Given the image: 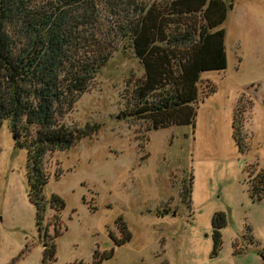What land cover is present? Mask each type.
<instances>
[{"label":"rangeland","instance_id":"1","mask_svg":"<svg viewBox=\"0 0 264 264\" xmlns=\"http://www.w3.org/2000/svg\"><path fill=\"white\" fill-rule=\"evenodd\" d=\"M225 30L227 68L201 75L196 127L149 131L144 120L119 119L128 83L144 74L132 50L121 48L64 122L99 126L69 150L49 153L47 201H65L50 264H264V200L249 194L248 169L264 168V0H235ZM208 84L216 92L206 96ZM253 101L245 121L252 149L233 137L240 98ZM248 99V100H247ZM193 177L191 204L182 200ZM165 210L168 213H165ZM224 213L222 247L213 253V217ZM48 206L46 226L54 217ZM122 219L132 239L123 237ZM47 230V229H46ZM45 232L29 200L28 152L17 148L8 122L0 127V264H44Z\"/></svg>","mask_w":264,"mask_h":264},{"label":"trees","instance_id":"2","mask_svg":"<svg viewBox=\"0 0 264 264\" xmlns=\"http://www.w3.org/2000/svg\"><path fill=\"white\" fill-rule=\"evenodd\" d=\"M235 0H0V127L8 122L17 148L28 152L29 200L45 232L44 264L56 259L48 233L61 231L65 201L44 189L49 175L44 157L69 150L100 127L74 129L64 119L88 92L121 48L132 50L144 69L128 83L119 119L144 120L149 131L173 126L196 127L201 75L227 68L222 25ZM216 92L211 84L204 90ZM240 98L233 116V137L241 153L252 149L244 124L253 101ZM249 194L264 200V168L248 169ZM193 177L181 197L191 204ZM48 206L54 217L46 226ZM165 213H168L165 210ZM226 214L213 217V253L222 247ZM119 244L132 239L126 223ZM47 229V230H46ZM264 259V251L262 252ZM111 253L94 254L101 264ZM84 264V263H77Z\"/></svg>","mask_w":264,"mask_h":264},{"label":"crops","instance_id":"3","mask_svg":"<svg viewBox=\"0 0 264 264\" xmlns=\"http://www.w3.org/2000/svg\"><path fill=\"white\" fill-rule=\"evenodd\" d=\"M263 101H264V98H263ZM250 115H251V114H250ZM250 115H249V117H250ZM249 117H248V118H249Z\"/></svg>","mask_w":264,"mask_h":264}]
</instances>
